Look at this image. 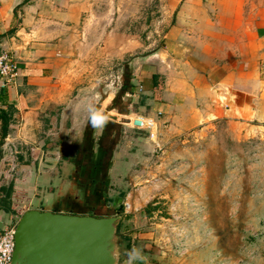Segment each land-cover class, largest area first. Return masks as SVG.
<instances>
[{
    "label": "crops",
    "instance_id": "crops-1",
    "mask_svg": "<svg viewBox=\"0 0 264 264\" xmlns=\"http://www.w3.org/2000/svg\"><path fill=\"white\" fill-rule=\"evenodd\" d=\"M158 1L166 10L162 19L171 22L165 41L153 64L142 68L139 62L133 73L134 83L144 85L139 110L156 118L154 143L164 126L179 132L217 118H226L243 137L263 134L264 0ZM96 2L0 0V47L15 56L19 67L12 83L3 86L0 80V111L11 117L1 146L0 197L3 188L12 187L11 211L0 209V228L16 224L28 209L111 216L70 205L68 190L58 191L74 169L73 155L63 154L74 153L89 120L95 123L96 145L103 133L118 132L120 144L139 138L130 132L127 112L101 108L95 91L73 94L80 83L75 41L96 20ZM110 95L109 90L104 98ZM116 149L113 178L117 164H123Z\"/></svg>",
    "mask_w": 264,
    "mask_h": 264
},
{
    "label": "rangeland",
    "instance_id": "rangeland-1",
    "mask_svg": "<svg viewBox=\"0 0 264 264\" xmlns=\"http://www.w3.org/2000/svg\"><path fill=\"white\" fill-rule=\"evenodd\" d=\"M93 9L96 20L75 41L80 83L73 94L95 91L101 108L127 112L126 119L131 112L147 115L138 108L144 85L134 83L133 73L139 62L142 68L153 64L163 46L171 23L162 19L164 6L158 0H97ZM125 84L131 87L123 92ZM130 128L136 142L120 144L113 134L111 155L117 148L123 164L111 177L110 155L105 186L86 185L80 196L74 162L70 182L58 185L68 190L70 205L122 216L117 264H264V133L243 137L217 118L179 132L164 126L154 143L153 129Z\"/></svg>",
    "mask_w": 264,
    "mask_h": 264
},
{
    "label": "water",
    "instance_id": "water-1",
    "mask_svg": "<svg viewBox=\"0 0 264 264\" xmlns=\"http://www.w3.org/2000/svg\"><path fill=\"white\" fill-rule=\"evenodd\" d=\"M121 215L25 210L9 264H117Z\"/></svg>",
    "mask_w": 264,
    "mask_h": 264
},
{
    "label": "trees",
    "instance_id": "trees-1",
    "mask_svg": "<svg viewBox=\"0 0 264 264\" xmlns=\"http://www.w3.org/2000/svg\"><path fill=\"white\" fill-rule=\"evenodd\" d=\"M163 83H161L159 89H161ZM124 89L123 92L127 91L131 86L129 84L123 85ZM12 108V106H10ZM12 111V110H11ZM125 118V117H124ZM0 119H1V129H0V154H1V146L3 144L4 138L7 136L8 133V126L11 121V117L7 116V112L5 110L0 111ZM122 120V117L120 118ZM93 123L94 120L89 122L85 131V135L83 140L79 144L74 145V149L76 152L72 153H64L63 156L67 159L70 158L71 155L74 156L73 162L75 163V173H74V181L73 183L76 185L77 188L83 190L86 185H90L91 187H96L99 185L100 187L105 186L107 184L106 179L103 177L104 170L107 169V161L111 155L112 150V143H115V135H111V140L109 143L103 141L104 139L107 140L106 133H103L99 142L97 150H94V137L92 134L93 131ZM109 124L110 129H114L116 125L111 126ZM111 143V144H110ZM109 144V145H108ZM83 151L82 156H90V160H79L78 150ZM72 153V154H71ZM99 190V189H98ZM4 196L0 197V209L4 210L5 212L11 211L12 206V187L9 185L8 188L2 189ZM21 194H18L20 196ZM21 197V196H20ZM119 229V225L117 227V231Z\"/></svg>",
    "mask_w": 264,
    "mask_h": 264
},
{
    "label": "built area",
    "instance_id": "built-area-1",
    "mask_svg": "<svg viewBox=\"0 0 264 264\" xmlns=\"http://www.w3.org/2000/svg\"><path fill=\"white\" fill-rule=\"evenodd\" d=\"M19 75V67L13 54L0 47V80L2 85L12 83ZM131 126L137 130L156 131V118L136 112L128 114ZM16 224L0 228V264H9L14 250V229Z\"/></svg>",
    "mask_w": 264,
    "mask_h": 264
}]
</instances>
